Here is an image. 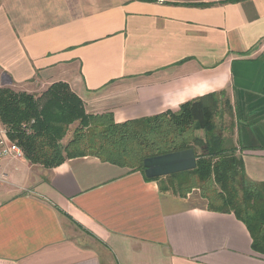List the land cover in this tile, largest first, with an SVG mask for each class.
<instances>
[{
  "label": "crops",
  "instance_id": "obj_1",
  "mask_svg": "<svg viewBox=\"0 0 264 264\" xmlns=\"http://www.w3.org/2000/svg\"><path fill=\"white\" fill-rule=\"evenodd\" d=\"M221 1L0 0V87L63 81L116 122L215 94L221 113L230 103L226 146L264 181V0ZM0 170V264H264L247 226L199 189L163 192L91 155Z\"/></svg>",
  "mask_w": 264,
  "mask_h": 264
},
{
  "label": "trees",
  "instance_id": "obj_2",
  "mask_svg": "<svg viewBox=\"0 0 264 264\" xmlns=\"http://www.w3.org/2000/svg\"><path fill=\"white\" fill-rule=\"evenodd\" d=\"M230 1L223 0L221 2ZM206 2L202 5H211ZM221 102L215 94L181 104L177 111L116 122L112 113H88L68 83H53L41 95L0 87V123L32 164L46 168L69 158L96 156L139 170L145 159L194 149L196 167L156 180L163 192L185 197L199 189L208 208L233 213L248 228L254 251L264 254V181L247 178L235 147L216 132ZM230 112L229 101L224 102ZM77 124L64 143L70 126ZM203 130L204 138L197 135Z\"/></svg>",
  "mask_w": 264,
  "mask_h": 264
},
{
  "label": "water",
  "instance_id": "obj_3",
  "mask_svg": "<svg viewBox=\"0 0 264 264\" xmlns=\"http://www.w3.org/2000/svg\"><path fill=\"white\" fill-rule=\"evenodd\" d=\"M196 164V153L194 149L190 148L146 158L145 171L148 177H156L193 169Z\"/></svg>",
  "mask_w": 264,
  "mask_h": 264
},
{
  "label": "built area",
  "instance_id": "obj_4",
  "mask_svg": "<svg viewBox=\"0 0 264 264\" xmlns=\"http://www.w3.org/2000/svg\"><path fill=\"white\" fill-rule=\"evenodd\" d=\"M24 156L22 148L11 139L9 129L0 123V164L8 158H20ZM7 173L0 170V182L7 179Z\"/></svg>",
  "mask_w": 264,
  "mask_h": 264
},
{
  "label": "rangeland",
  "instance_id": "obj_5",
  "mask_svg": "<svg viewBox=\"0 0 264 264\" xmlns=\"http://www.w3.org/2000/svg\"><path fill=\"white\" fill-rule=\"evenodd\" d=\"M227 109H228L227 106H224L223 107V110H222L223 112L220 113V115L216 118V124H217V126H216V130L215 131L218 132V133H220L222 127L224 128V127L230 126V124H229L230 121H231L229 119L230 112ZM76 125L77 124H73V125L70 126V130H69L67 136L63 139V142L64 143L71 137L72 132H73V129L75 128ZM196 133L200 137H203L204 138V136H205V133H204L203 130H199Z\"/></svg>",
  "mask_w": 264,
  "mask_h": 264
}]
</instances>
